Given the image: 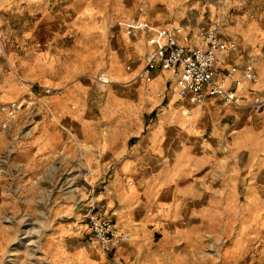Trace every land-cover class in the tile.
<instances>
[{"label": "crops", "instance_id": "obj_1", "mask_svg": "<svg viewBox=\"0 0 264 264\" xmlns=\"http://www.w3.org/2000/svg\"><path fill=\"white\" fill-rule=\"evenodd\" d=\"M250 6L231 19L216 0H0V101L52 88L51 116L16 154L83 160L95 213L129 236L103 252L77 212L55 264H213L198 253L215 239L230 264H264V106L251 105L252 91L264 97V6ZM137 14L200 47L210 18L238 46L217 53L215 77L236 66L226 87L241 105L196 103L176 92L174 70L145 72L144 35L124 31ZM247 63L256 82L242 77Z\"/></svg>", "mask_w": 264, "mask_h": 264}, {"label": "rangeland", "instance_id": "obj_2", "mask_svg": "<svg viewBox=\"0 0 264 264\" xmlns=\"http://www.w3.org/2000/svg\"><path fill=\"white\" fill-rule=\"evenodd\" d=\"M216 1L220 7H226L231 19L239 8L250 3L252 11H260L264 6V0ZM35 85L39 84L31 86V95L0 101V106L11 101L23 102L12 115L0 109V134L7 141L6 146L0 143V264H55L52 255L56 256L57 248L65 250L68 243L65 227L77 212H83L88 194L94 189L91 175L83 171V160L79 164L68 151L53 157L18 155L21 147L16 145L31 135V129L46 111L44 103L50 93L45 94ZM24 99H30V104ZM223 245V240L215 239L198 256L208 253L213 264H230Z\"/></svg>", "mask_w": 264, "mask_h": 264}, {"label": "built area", "instance_id": "obj_3", "mask_svg": "<svg viewBox=\"0 0 264 264\" xmlns=\"http://www.w3.org/2000/svg\"><path fill=\"white\" fill-rule=\"evenodd\" d=\"M200 25L202 41L205 46H192L190 44L191 32L181 33L176 27L160 26L147 17H130L124 23V31L129 36L143 34L146 40L147 51L144 55V71L159 68L163 70H174L177 72L175 78V90L180 96L191 94L196 103H203L211 97H218L223 105L240 106L241 99L233 90L226 87V81L237 68L230 67L219 80L215 74L216 55L222 50H237L238 46L233 41L223 40L218 27L211 26V19ZM242 77L250 82L257 81V73L251 63L242 68ZM42 88L45 94L52 89ZM251 105L254 110L264 106V97L252 91ZM30 104V99H24ZM23 102L11 101L0 106L2 112L7 115L16 113ZM45 110L49 113L48 104L44 103ZM97 204L96 190L88 194L86 209L82 212L87 220L90 237L94 240L100 250L110 252L119 245L129 241L128 234L121 232L116 223L107 215L95 213Z\"/></svg>", "mask_w": 264, "mask_h": 264}]
</instances>
